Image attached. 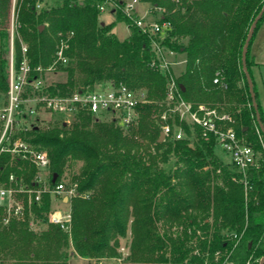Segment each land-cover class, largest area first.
<instances>
[{
    "label": "trees",
    "instance_id": "obj_1",
    "mask_svg": "<svg viewBox=\"0 0 264 264\" xmlns=\"http://www.w3.org/2000/svg\"><path fill=\"white\" fill-rule=\"evenodd\" d=\"M17 1L15 65L21 60V41L27 44L31 67L25 94H65L83 86L121 83L143 91L145 101L138 123L126 132L113 119L86 110L70 124L53 116L21 132L46 151L48 182L75 185L79 194L65 204L71 212L69 230L48 221L47 212L57 202L47 192L39 204H32L36 229L30 227L28 214L0 226V264L120 258L121 240L127 253L119 264H259L264 255V153L241 50L264 0H137L163 9L160 20L170 23L161 44L182 56V68L172 74L181 96L192 104L225 109L237 135L253 146L257 167L244 172L215 154L214 136H203L198 125L176 115L167 122L180 126L182 137L157 141L164 122L160 115L167 111L169 76L152 63L151 37L136 25L134 11L128 15L111 7L113 21L99 18L100 6L124 0ZM37 2L43 3L39 9ZM10 6L11 0H0V105L8 88ZM263 17L264 12L249 47ZM120 20L128 27L123 39L113 31ZM61 42L66 62L52 72L35 70L52 63ZM249 47L246 66L252 79ZM216 72L227 82L226 90L213 84ZM38 77L46 83L35 90L30 82ZM10 172L31 185L36 168L2 153L0 180ZM85 192L88 197L82 196Z\"/></svg>",
    "mask_w": 264,
    "mask_h": 264
},
{
    "label": "built area",
    "instance_id": "obj_2",
    "mask_svg": "<svg viewBox=\"0 0 264 264\" xmlns=\"http://www.w3.org/2000/svg\"><path fill=\"white\" fill-rule=\"evenodd\" d=\"M175 2L178 0H174ZM43 3L37 2L39 9ZM117 7L126 14L133 11V4L124 2L100 6V12ZM156 17L146 20L144 16L137 17L135 23L141 30L151 37V46L155 52L154 66L169 76L166 91L167 111H163L160 118L164 121L160 125V131L166 137L180 138L183 135L180 126H174L167 122L168 116L176 115L179 120H186L198 125L203 136H214L217 145L226 152L232 163L243 172L249 166H256V153L252 145L244 142L243 137L238 136L234 127V119L231 114L216 105L207 103L192 104L185 100L175 83L173 66L178 63L173 50L167 49L161 44L164 32L170 27L167 20H160L163 9L155 7ZM11 29L9 31V71L6 102L0 106V155L9 153L20 159L30 161L36 168L35 178L31 185L26 184L22 177L10 172L5 181L0 180V226H5L13 221L23 220L29 215L30 225L34 226L32 204H39L43 193H49L57 202L47 212L50 223L57 224L63 230H69L71 221L70 209L65 206L69 198L78 195L75 185H66L58 180L50 184L49 164L51 163L45 150L39 149L21 136V132H28L35 121L48 120L53 116H59L65 124H70L82 110L91 112L98 118H111L124 131L138 123L139 106L145 101L144 92L133 90L124 84H112L108 86L98 85L95 88L88 86L74 88L65 94H25V85L28 83V75L31 71L27 56V44L20 41L21 60L16 67L14 60V40L18 37L14 10L12 11ZM64 43L61 42L56 51L55 59L48 67L37 66L38 71H54L57 64L66 62L63 56ZM212 82L219 88L226 90L227 82L216 72ZM35 90H40L46 83L40 77L31 82ZM256 132L264 153V139L262 132L256 126ZM88 197L89 193H82Z\"/></svg>",
    "mask_w": 264,
    "mask_h": 264
},
{
    "label": "rangeland",
    "instance_id": "obj_3",
    "mask_svg": "<svg viewBox=\"0 0 264 264\" xmlns=\"http://www.w3.org/2000/svg\"><path fill=\"white\" fill-rule=\"evenodd\" d=\"M52 1L53 0H46V3H53ZM17 2H18L17 0H11L10 17H9V31L11 29V20H12V18H14V17H12V11L14 10L15 4ZM124 2H128V3L133 4V6H134L133 11L137 13V17L144 16V18L146 20H153L154 17H156V10H154L151 7V5L147 2H138L137 0H124ZM99 18L104 22H110V21H113V19H114L113 14L110 12V9H106L105 11L101 12ZM113 31L119 39H123L124 37H126L128 35V27H127L125 21H123V20L116 21L114 24V27H113ZM263 31H264V17L260 21V23H259V25L255 31L251 45L255 44L257 42V40L260 37L261 32H263ZM177 59L180 61V63H178V65H177L178 67H176L177 70L179 71L183 66L182 56H179ZM251 62H252V60H251ZM252 74H253V79L256 82V87L259 90L258 102H259L261 113H262V116L264 119V85L261 84V77L264 78V66H261L260 68H257V69H253ZM224 106L227 107L228 104H226ZM223 110L225 111V109H223ZM45 123L46 122H41V126H44ZM150 150H153V148L150 147ZM214 152L223 161H229L230 160L229 155L226 152H224L220 146L217 145L214 149ZM30 227L36 229L35 225L34 226L32 225ZM125 242H126L125 240H121V245L119 247V252L121 253V257L125 256V254L127 253V248H126ZM121 257L120 258L101 259L98 261H94V260L90 261V260L79 258V257H71L69 259V264H119Z\"/></svg>",
    "mask_w": 264,
    "mask_h": 264
},
{
    "label": "water",
    "instance_id": "obj_4",
    "mask_svg": "<svg viewBox=\"0 0 264 264\" xmlns=\"http://www.w3.org/2000/svg\"><path fill=\"white\" fill-rule=\"evenodd\" d=\"M263 12H264V4L262 5V7H261L260 11L257 13V15L254 17V19L252 20L250 27L248 29V32H247V35H246V38L244 40L242 50H241V64H242V70L244 72L245 79H246V82L248 85L251 103H252V106L254 109L255 120H256V123H257L259 130L264 134V124H263V121L261 120V116H260V113L258 110V104L256 101V95H255V91H254V87H253V82H252L251 76H250L249 71H248L247 66H246V54H247V50L249 47V43H250V40L252 38L255 26H256L258 20L260 19V17L262 16ZM42 27L43 26H40L39 29H41ZM164 137H165L164 133L162 131H160L157 141L158 142L163 141ZM55 178H56V174L53 175L52 181H54ZM259 264H264V255L260 258Z\"/></svg>",
    "mask_w": 264,
    "mask_h": 264
},
{
    "label": "crops",
    "instance_id": "obj_5",
    "mask_svg": "<svg viewBox=\"0 0 264 264\" xmlns=\"http://www.w3.org/2000/svg\"><path fill=\"white\" fill-rule=\"evenodd\" d=\"M251 43H252V41H251ZM179 56H181V55L180 54L175 55V58H176L178 63H180V61L177 59ZM249 56H250V59L252 60V64H251V68H250L251 74H252L253 69H257V68H260L261 66H264V31L261 32L260 37L255 44H252V45L250 44ZM178 63H176L173 66L174 72H178V70L176 68V67H178L177 66ZM252 79H253V74H252ZM253 81H254V79H253ZM261 84L264 85V78L263 77H261ZM254 86H255V90H256L257 98H258L259 90L256 87L255 81H254Z\"/></svg>",
    "mask_w": 264,
    "mask_h": 264
}]
</instances>
